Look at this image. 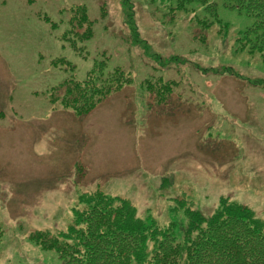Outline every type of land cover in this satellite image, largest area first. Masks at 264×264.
Segmentation results:
<instances>
[{"label": "rangeland", "instance_id": "rangeland-1", "mask_svg": "<svg viewBox=\"0 0 264 264\" xmlns=\"http://www.w3.org/2000/svg\"><path fill=\"white\" fill-rule=\"evenodd\" d=\"M129 1L150 53L186 63L173 69L183 89L162 107L145 87L166 85V70L131 44L122 0H0V264H63L30 237L66 230L78 198L95 191L129 201L142 221L173 226L179 243L188 231L180 204L208 218L229 199L264 221V89L251 84L264 80V57L250 52L254 20L220 2L199 8L205 41L188 13L165 24L169 2ZM85 30L92 38L79 42ZM100 62L129 73L130 87L87 116L51 111L52 90L85 81ZM223 68L235 77L213 74Z\"/></svg>", "mask_w": 264, "mask_h": 264}, {"label": "trees", "instance_id": "trees-1", "mask_svg": "<svg viewBox=\"0 0 264 264\" xmlns=\"http://www.w3.org/2000/svg\"><path fill=\"white\" fill-rule=\"evenodd\" d=\"M165 1L172 4V14L168 15L170 17L165 24L175 25L179 22L177 13H188L193 16L188 24L194 27L201 25L202 32L197 33L205 41L204 31L209 29V23L196 19L197 9H213L220 2L228 9L244 13L254 20L249 31L254 37L250 52L258 51L264 57V0ZM122 7L133 47L141 50L147 62H157L150 68L166 70L163 78L158 79L160 84L165 80L166 85L149 84L145 87L148 96L158 107H162L159 105L171 97L175 89H183L179 79H175L173 69L177 70L186 63L179 57L163 60L162 56L150 53V45L139 37L130 1L122 0ZM76 10L71 8L73 15H76ZM67 23L75 30L70 20ZM76 23L82 26L88 23V19L82 15ZM190 34L195 40L197 34ZM75 37L79 42L80 37L87 42L92 38V30H85L80 35L77 33ZM118 69L109 71L107 64L95 63L85 81L70 80L59 85L48 99L51 111L70 112L77 118L89 115L105 100L130 87L132 79L129 73ZM201 72L214 71L203 69ZM213 74L220 78L235 77L229 68ZM251 84L264 89V80H253ZM174 209L176 212L183 211L188 220V231L182 243L175 240L173 226L162 228L155 222L142 221L136 217L129 201L109 198L100 191L85 193L78 198L77 208L72 210V223L66 230L56 235L46 231L34 232L30 241L42 251L57 254L63 264H264V221L248 207L221 199L208 218L188 205L180 204Z\"/></svg>", "mask_w": 264, "mask_h": 264}]
</instances>
